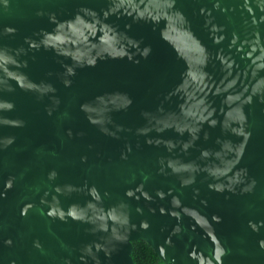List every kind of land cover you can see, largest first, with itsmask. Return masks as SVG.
Masks as SVG:
<instances>
[{"label": "water", "instance_id": "water-1", "mask_svg": "<svg viewBox=\"0 0 264 264\" xmlns=\"http://www.w3.org/2000/svg\"><path fill=\"white\" fill-rule=\"evenodd\" d=\"M0 51V264H264V0H6Z\"/></svg>", "mask_w": 264, "mask_h": 264}, {"label": "clouds", "instance_id": "clouds-1", "mask_svg": "<svg viewBox=\"0 0 264 264\" xmlns=\"http://www.w3.org/2000/svg\"><path fill=\"white\" fill-rule=\"evenodd\" d=\"M0 3L6 4V0H0ZM176 15H177L178 18H181L179 13H177ZM75 19H76L77 21L80 20V16H79V14L76 15ZM50 21H51L52 23H54V24H57V21H56V19H55L54 16L50 17ZM63 26H64L63 23H59V24H57V28H61V27H63ZM5 31H6L7 33H13L15 30H14L13 28H10V27H9V28H6ZM26 43H29V46L32 47V48L37 47V45L34 44V43H30V42H28V41H26ZM129 43H131V41H129ZM133 46H134V45H133ZM147 51H148L147 49L144 50V54H145V55L147 54ZM4 59H5V57H4V53H3L2 51H0V60H4ZM93 63H94V61H92V60H89V61H88V64H89V65H92ZM67 71L71 74L73 70H72L71 68H68ZM10 107H11L10 104H0V108H10ZM84 110L87 111V108H85ZM241 119H243V117H241ZM93 123H95V121H93ZM10 142H11V141H7V143H10ZM205 155H206V153H205ZM238 175H239V173H237V176H238ZM229 182H230V183H234V182H235V178H234V179H231ZM8 186H10V185H8ZM210 187H214L216 191H220V190L222 189L223 186L220 185V184H217V185H214V186H213V185H210ZM93 191H94V190H93ZM127 195L131 196L132 193H131V192H128ZM49 215H52V213L49 212ZM141 226L146 228V227H147V224H142ZM261 247H264V242H261Z\"/></svg>", "mask_w": 264, "mask_h": 264}, {"label": "trees", "instance_id": "trees-1", "mask_svg": "<svg viewBox=\"0 0 264 264\" xmlns=\"http://www.w3.org/2000/svg\"><path fill=\"white\" fill-rule=\"evenodd\" d=\"M131 257L134 264H159L160 260L152 249L143 241L132 242Z\"/></svg>", "mask_w": 264, "mask_h": 264}]
</instances>
